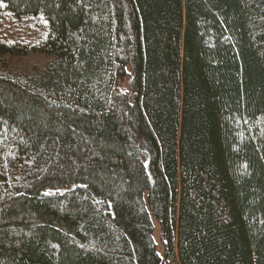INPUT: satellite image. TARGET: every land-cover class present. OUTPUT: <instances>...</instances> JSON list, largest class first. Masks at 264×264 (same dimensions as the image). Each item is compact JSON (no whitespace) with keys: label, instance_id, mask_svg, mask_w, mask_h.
Returning <instances> with one entry per match:
<instances>
[{"label":"trees","instance_id":"trees-1","mask_svg":"<svg viewBox=\"0 0 264 264\" xmlns=\"http://www.w3.org/2000/svg\"><path fill=\"white\" fill-rule=\"evenodd\" d=\"M0 264H264V0H0Z\"/></svg>","mask_w":264,"mask_h":264},{"label":"rangeland","instance_id":"rangeland-1","mask_svg":"<svg viewBox=\"0 0 264 264\" xmlns=\"http://www.w3.org/2000/svg\"><path fill=\"white\" fill-rule=\"evenodd\" d=\"M122 87L125 86L124 83L121 84ZM155 233H154V236H155V241L157 243V250H158V253L161 255L162 254V248H161V245H160V240H159V228H158V225L155 223Z\"/></svg>","mask_w":264,"mask_h":264}]
</instances>
